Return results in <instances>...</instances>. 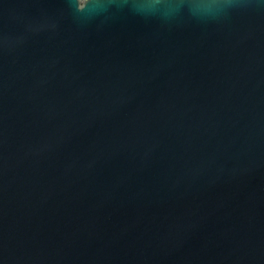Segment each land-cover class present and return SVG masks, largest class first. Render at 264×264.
<instances>
[{"label": "water", "instance_id": "water-1", "mask_svg": "<svg viewBox=\"0 0 264 264\" xmlns=\"http://www.w3.org/2000/svg\"><path fill=\"white\" fill-rule=\"evenodd\" d=\"M0 0V264H264V0Z\"/></svg>", "mask_w": 264, "mask_h": 264}, {"label": "clouds", "instance_id": "clouds-1", "mask_svg": "<svg viewBox=\"0 0 264 264\" xmlns=\"http://www.w3.org/2000/svg\"><path fill=\"white\" fill-rule=\"evenodd\" d=\"M229 0H188L186 7L193 15L212 14L217 10L227 7ZM185 6V0H134L131 5L132 10L140 15L163 14L168 16ZM98 7L104 8L106 5L99 2Z\"/></svg>", "mask_w": 264, "mask_h": 264}]
</instances>
